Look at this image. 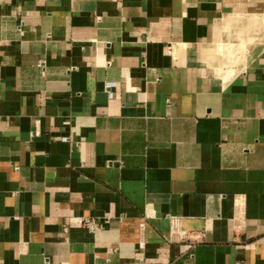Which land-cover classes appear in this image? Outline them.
Masks as SVG:
<instances>
[{
    "label": "crops",
    "instance_id": "1",
    "mask_svg": "<svg viewBox=\"0 0 264 264\" xmlns=\"http://www.w3.org/2000/svg\"><path fill=\"white\" fill-rule=\"evenodd\" d=\"M0 264H264V0H0Z\"/></svg>",
    "mask_w": 264,
    "mask_h": 264
},
{
    "label": "built area",
    "instance_id": "2",
    "mask_svg": "<svg viewBox=\"0 0 264 264\" xmlns=\"http://www.w3.org/2000/svg\"><path fill=\"white\" fill-rule=\"evenodd\" d=\"M81 223L86 224V225H90V224H92L93 222H92V220L85 219V220H81Z\"/></svg>",
    "mask_w": 264,
    "mask_h": 264
}]
</instances>
